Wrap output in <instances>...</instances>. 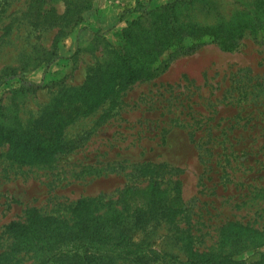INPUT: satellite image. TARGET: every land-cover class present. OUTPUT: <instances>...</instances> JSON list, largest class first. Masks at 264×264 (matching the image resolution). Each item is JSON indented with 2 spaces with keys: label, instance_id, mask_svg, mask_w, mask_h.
<instances>
[{
  "label": "trees",
  "instance_id": "obj_1",
  "mask_svg": "<svg viewBox=\"0 0 264 264\" xmlns=\"http://www.w3.org/2000/svg\"><path fill=\"white\" fill-rule=\"evenodd\" d=\"M92 1L64 0L66 10L59 13L56 7H45L47 0H31L22 17H28L36 26H58L52 43L55 48L60 37L82 20V12L91 7ZM152 1L136 0L132 12L137 15L123 28L120 47L96 33L92 48H101L100 53L88 65L83 81L71 84L66 82L67 77L55 80L51 85L55 87L53 95L35 110L29 107L30 98L47 85L28 80L24 73L52 56L54 50L43 52L44 56L37 52L18 64L2 63L0 56V86L7 80L15 82L8 99L0 97V149L7 145L8 160L20 167L49 168L58 154L76 153L82 141L87 140V134L83 138L79 133L88 130H79L78 136L72 131L75 122L107 103L122 102L126 89L156 78L174 58L195 52L206 43L231 51L246 37L264 38V0H240L230 12L223 9L224 0H170L151 7ZM5 4L0 0V28L5 30L2 37L10 39L15 18ZM263 114L264 109L256 113L257 123L249 127L232 124L224 127L221 134L211 127L217 149L209 147V154L225 160L237 154H264V144L256 152L253 147H239L235 134L247 131L254 135L255 129L264 128L258 118ZM222 135L224 138L219 140ZM80 163L83 172L119 171L109 161L99 164L102 166L83 160ZM218 164L219 161L213 168ZM227 165L231 171L240 169L238 163ZM162 166L155 161L133 164L124 175L123 186L76 200H57L56 208L51 210L30 204L23 215L6 226L10 241L7 250L0 251V260H20L18 255L25 252L37 259L31 264H264V250H260L264 246V183L248 182L242 196L243 204L251 201L257 205L256 216L247 221L226 219L219 226L216 241L209 247H200L196 234L179 227L178 221L186 210L182 188L179 180L165 186ZM77 175L84 174L78 171ZM162 223L179 232L183 259L157 247L158 236L153 230ZM252 252L259 254L254 260L249 259Z\"/></svg>",
  "mask_w": 264,
  "mask_h": 264
},
{
  "label": "rangeland",
  "instance_id": "obj_2",
  "mask_svg": "<svg viewBox=\"0 0 264 264\" xmlns=\"http://www.w3.org/2000/svg\"><path fill=\"white\" fill-rule=\"evenodd\" d=\"M5 1L15 19L10 39L2 37L5 30L0 28L1 62L18 64L27 58L30 60L37 52L44 56L43 52L54 50L52 56L48 55L24 73L28 80L47 85L30 98L29 107L34 110L53 95L55 87L51 85L55 80L67 77V83L83 81L88 65L100 53L101 48H92L96 33L120 47L123 28L137 15L132 12L136 0H93L91 7L82 12V20L62 35L54 48L52 43L58 26H36L28 17H22L31 0ZM168 1L153 0L150 6ZM239 4L240 0H224L223 9L230 12ZM45 7H56L59 13H64L66 3L47 0ZM78 50L79 57L74 63ZM14 83L13 79L1 84V98L8 99ZM122 95V102L107 103L91 116L75 122L72 131L78 136L79 130H88L79 133L83 138L87 134V140L82 141V148L76 153L58 154L49 168L14 165L7 159V145L0 149V251L9 246L6 226L23 215L30 204L51 210L56 208L57 200L112 192L124 185V175L133 164L143 161L163 165L160 172L165 186L179 180L186 207L178 221L179 227H186L197 235V246L212 245L220 224L226 219L247 221L256 216L257 205L251 201L243 204L242 196L248 182L264 183L261 166L264 154H237L238 157L225 160L209 154L207 149L211 146L217 149L213 145L217 140L210 133L213 126L221 134L224 127L232 124L256 125L254 115L264 109V38L246 37L231 51L206 43L195 52L174 58L159 76L134 84ZM253 110L257 111L251 113ZM258 118L264 122V114ZM255 130L254 135L247 131L241 135L239 131L235 133L239 147H253L256 152L264 144V128ZM223 138L222 135L218 139ZM81 160L97 162V165L109 161L119 171L88 169L83 172ZM217 161L219 164L214 169ZM230 162L240 164V169L231 171L225 167ZM78 171L84 175L79 177ZM153 231L158 236V248L179 254L182 259L185 257L177 237L179 232L169 230L164 223ZM258 255L252 252L249 259L254 260ZM18 256L22 258L11 262L0 260V264L37 262L31 253L22 252Z\"/></svg>",
  "mask_w": 264,
  "mask_h": 264
}]
</instances>
